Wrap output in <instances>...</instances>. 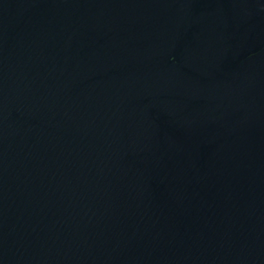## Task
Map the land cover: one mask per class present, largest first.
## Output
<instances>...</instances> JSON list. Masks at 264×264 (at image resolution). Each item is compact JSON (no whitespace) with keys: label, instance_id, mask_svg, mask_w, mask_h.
Segmentation results:
<instances>
[{"label":"water","instance_id":"95a60500","mask_svg":"<svg viewBox=\"0 0 264 264\" xmlns=\"http://www.w3.org/2000/svg\"><path fill=\"white\" fill-rule=\"evenodd\" d=\"M0 264H264V0H0Z\"/></svg>","mask_w":264,"mask_h":264}]
</instances>
